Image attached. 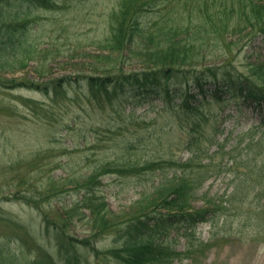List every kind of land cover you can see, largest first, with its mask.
<instances>
[{
    "label": "trees",
    "instance_id": "1",
    "mask_svg": "<svg viewBox=\"0 0 264 264\" xmlns=\"http://www.w3.org/2000/svg\"><path fill=\"white\" fill-rule=\"evenodd\" d=\"M79 1L0 0V74L31 69L33 74L46 78L8 80L0 76V89L35 90L54 100L81 90L100 108L125 93L140 99L159 98L164 104L178 98L171 110L185 134L188 158L143 163L120 158L105 162L80 178L69 179L78 197L70 204L58 201L60 210L52 207V201L63 193L59 185L52 180L50 186L37 189L25 174L3 200L25 204L40 213L55 256L34 242L26 227L0 207V264H84L81 249L93 253L95 264L108 259L111 264H173L199 246L194 243L199 224L220 227L223 235H229L235 219L228 208L247 199L255 204L254 211H239L242 220L235 228L256 224L259 231L254 234L262 232L264 238L262 126L237 133L235 144L223 152L229 155L226 164L231 192L227 198L218 202L206 198V206L200 209H193L190 203L209 176V169L197 171L204 167L197 160L206 155V165L210 166L214 155L223 150L217 136L224 127L222 120L230 116L224 113L220 119L222 113L203 109L206 98L223 101L226 92L234 95L244 90V102L264 110L263 62H251L247 74L231 61L210 66L204 63L208 56L215 55L216 59L232 47L241 46L239 43L246 47L258 38L264 39V0H113L104 33L89 42L93 49L84 48L80 42L68 48L66 62L86 66L88 72L73 68L71 73L56 76L49 62L55 61L61 47H65L56 44L64 27L53 30V43H35L38 28L34 25L39 18L35 13L51 12L54 17L68 14ZM209 146L216 148L207 155ZM155 171H161L162 177L156 183L150 179L149 191L145 189L126 210L115 212L109 207L101 190L104 175L139 178ZM48 204L50 209H45ZM76 221L86 227L84 238L70 231ZM171 230L185 237L182 251L172 244L174 237L167 239ZM104 237L110 238L113 246L103 251L94 249L93 244ZM15 243L30 247L32 252L23 263L14 253Z\"/></svg>",
    "mask_w": 264,
    "mask_h": 264
},
{
    "label": "rangeland",
    "instance_id": "2",
    "mask_svg": "<svg viewBox=\"0 0 264 264\" xmlns=\"http://www.w3.org/2000/svg\"><path fill=\"white\" fill-rule=\"evenodd\" d=\"M112 1L80 0L68 14H58L56 17L51 12L36 11L39 18L34 25L38 28L35 43H53V30L64 27L56 44L62 43L65 47H61V55L55 61L49 62L54 75L71 73L75 71L73 68H84L83 72H88L86 66H71L72 62H66L68 48L80 42L84 48L93 49L89 42L104 33ZM244 44L239 43L241 46L232 47L231 51L216 59L215 55L208 56L204 63L210 66L231 61L247 74L251 62L264 64V39L258 38L246 47ZM0 76L8 80L22 77L36 81L46 79L33 74L31 69L1 73ZM82 92H68L66 96L54 100L35 90L0 89V207L2 212L26 227L34 242L44 246L54 256L55 247L52 238L44 231L40 213L25 204L3 200L15 190L20 177L26 174L31 185L37 189L50 186V182L55 181L63 193L52 201V207L60 210L58 201L65 205L78 197L69 179L80 178L105 162L120 158L138 163L160 159L185 161L188 158L184 147L185 134L178 127L171 110V105L179 102L178 98H171L170 103L164 104L159 98L150 96L140 99L132 93H125L116 95L109 100L110 104L105 103L100 108L94 101L89 102ZM244 94V90L234 95L233 92H226L223 101L215 102L207 97L202 104L203 109L211 108L222 113L220 119L224 113L230 116L222 120L224 127L217 136V140L223 143V150L214 155L210 166L206 165L209 162L206 155H201L197 160V163L204 165L203 168H196L197 171L209 169V176L190 202L193 209L205 207L206 198L212 197L217 202L227 198L231 192V178L226 164L229 155L223 152L235 144L237 133L253 129V126L264 128V110L247 105L248 102L242 99ZM215 148L209 146L207 155L213 153ZM160 177L161 171L139 178L106 174L102 177L101 190L109 207L117 212L126 210L145 189L149 191L150 179L156 183ZM254 206L249 199L241 205L229 206L228 212L235 219L229 235H223L220 227L199 224L194 241L199 246L194 247L182 261H174L173 264H264L263 234H254L259 231L258 225L235 228L237 222L242 220L239 211H254ZM44 208L50 209L49 204ZM259 209L261 207L257 211ZM85 228L82 221H76L70 231L74 236L84 238ZM170 238L174 239L172 244L177 250L185 248L186 239L181 233L176 234L175 230H171L167 234V239ZM93 245L99 251L113 246L108 237ZM14 248L20 263L32 256L30 247L17 245ZM80 253L84 264H95L94 255L89 249H81ZM111 263L109 259L103 261V264Z\"/></svg>",
    "mask_w": 264,
    "mask_h": 264
}]
</instances>
